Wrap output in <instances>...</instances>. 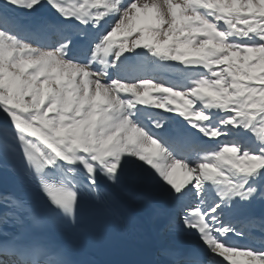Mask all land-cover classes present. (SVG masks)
I'll return each instance as SVG.
<instances>
[{
	"label": "snow or ice",
	"instance_id": "6c2138e0",
	"mask_svg": "<svg viewBox=\"0 0 264 264\" xmlns=\"http://www.w3.org/2000/svg\"><path fill=\"white\" fill-rule=\"evenodd\" d=\"M0 264H93L66 234L135 178L149 264H264V0H0Z\"/></svg>",
	"mask_w": 264,
	"mask_h": 264
},
{
	"label": "bare ground",
	"instance_id": "6f19581e",
	"mask_svg": "<svg viewBox=\"0 0 264 264\" xmlns=\"http://www.w3.org/2000/svg\"><path fill=\"white\" fill-rule=\"evenodd\" d=\"M1 174L10 175L11 171L7 167L0 168ZM110 189L115 192L116 198L109 202L94 200L83 205L81 224L74 233H70L72 245L82 253L84 259L92 261L93 264H149L156 259L155 251L159 246L149 227L155 230L157 236L156 231L163 222L162 214L167 210L166 202L159 195L148 200L144 191L133 189L134 195L140 196V208L125 192L117 187ZM3 191L0 184V192ZM119 202L130 205L146 220L149 226L138 219L145 234L138 230L128 238L121 227L116 225L114 217L120 211ZM161 203L163 204L160 205ZM64 238L68 240L66 236Z\"/></svg>",
	"mask_w": 264,
	"mask_h": 264
},
{
	"label": "rangeland",
	"instance_id": "374dc122",
	"mask_svg": "<svg viewBox=\"0 0 264 264\" xmlns=\"http://www.w3.org/2000/svg\"><path fill=\"white\" fill-rule=\"evenodd\" d=\"M129 183L132 185V186H137V187H140V188H144L145 192H144V196L145 198L149 199V198H153L157 192V190L155 189L154 186L150 185V184H147V183H144V182H141V181H138L136 180L135 178H130L126 181H124L123 183H121L120 185H118L117 187L125 192L130 198H133V192L131 190V187L129 186ZM133 189H137L136 187H134ZM139 190H142L144 191L143 189H139ZM140 200V197L134 199L133 201L136 202L137 204L141 205L142 203L139 201ZM163 241L165 243H167L169 241V243H173L174 242V238H172V236H165L163 235Z\"/></svg>",
	"mask_w": 264,
	"mask_h": 264
}]
</instances>
